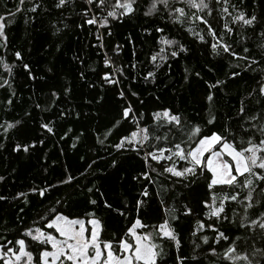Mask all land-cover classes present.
<instances>
[{
	"label": "trees",
	"instance_id": "trees-1",
	"mask_svg": "<svg viewBox=\"0 0 264 264\" xmlns=\"http://www.w3.org/2000/svg\"><path fill=\"white\" fill-rule=\"evenodd\" d=\"M54 3L55 0H25L21 5L19 0H0V15L5 17L7 37L6 44L0 40V60L11 66L8 72L0 63V84L8 81L0 87V125L22 122L6 134L0 127V144L4 145L0 148V177L4 178L0 180V196L5 197L0 200V237L13 239L18 229L32 226L55 207L73 217L84 218L87 213H95L103 224V238L110 239L122 233L137 217L149 225L162 222L165 218L163 200L178 217L170 223L181 239V253L189 257L187 264H196L191 259L193 255L200 264H216L217 258L207 252L209 246L199 239L208 235L211 242V230L206 228L195 237L191 235L196 221L206 220L207 209L202 207V201L209 195L206 187L200 182L187 188L179 183L173 185L155 174H152L153 182H146L140 175L147 170L140 157L112 147L129 124L123 120L121 127L113 128V124L120 119L122 108L130 103L135 111L145 113V119L153 111L168 108L193 124L203 126L206 134L223 133L225 127L238 131L243 122L237 119L242 101L247 106V115L264 107L256 103L258 95L253 91L258 87L260 70L264 69V49L260 47L264 45V23H260L264 21V0H229V12L233 16L240 11L246 16H257L253 27L232 24L229 16L222 19L223 3L214 4L212 15L206 19L216 32V39L199 22L174 24L162 7L146 16L151 0H138L134 14L110 21L108 28L87 24L78 27L82 22L80 14L88 7L83 0H70L62 9L55 8ZM35 5H39L36 12L28 11ZM18 6L20 11H17ZM225 23L233 28L231 34L224 32ZM190 27L204 35L206 42L190 34L187 31ZM56 28L61 31L54 35ZM157 28L164 31L157 32ZM98 35L103 48L97 46L101 43ZM162 38L178 41L187 51L180 52L176 58L169 55L166 62L158 60L156 63L160 66L156 67L150 62L151 55L161 47H166L165 55H168L175 47L162 45ZM211 43L231 45L233 51L247 56L248 60L237 59L222 50L216 55ZM117 45L120 46L118 53ZM245 47L249 49L247 53L243 51ZM16 51L21 52L22 60H16ZM105 54L124 68L119 86L104 84L100 79L104 71H111L104 68ZM76 56H80L83 63L75 60ZM253 60L257 63L252 64ZM24 63L29 64L35 79L23 69ZM49 68L52 71H48ZM252 68L257 71L253 72ZM149 71L155 74L154 79L145 80ZM232 71L240 75L231 77ZM217 80L223 83L210 89ZM65 87L70 88L67 96ZM120 90L126 93V99L118 96ZM210 90L213 93L211 104L206 100ZM53 91L59 96L54 103L50 95ZM132 92L137 96H132ZM37 103L40 108L36 107ZM46 107L48 110H43ZM210 108H214L216 120L207 125L206 120L212 114ZM49 122L53 133L41 128L42 123ZM17 143L33 146L27 153L14 151ZM68 176L73 177L70 183H60ZM145 188L147 197L141 195ZM34 189L47 191L40 196ZM21 193L23 195H18ZM57 200L62 203L57 204ZM92 200L96 201L95 205ZM138 200L142 201L139 208L136 207ZM184 205L192 209L191 215L183 214ZM233 208L239 215L233 216ZM261 211L264 207L255 205L245 213L240 205L227 202L225 214L230 219L244 218L245 223H250ZM226 228H229L227 222L221 221L220 230ZM225 234L250 236L252 233L232 225ZM194 241L205 251L193 252ZM252 243L249 240V246L238 251H247L251 258ZM212 246L217 252L223 250L218 245ZM261 246L264 245L256 244V247ZM164 250L168 264H173L175 249L165 241Z\"/></svg>",
	"mask_w": 264,
	"mask_h": 264
},
{
	"label": "snow or ice",
	"instance_id": "snow-or-ice-1",
	"mask_svg": "<svg viewBox=\"0 0 264 264\" xmlns=\"http://www.w3.org/2000/svg\"><path fill=\"white\" fill-rule=\"evenodd\" d=\"M69 2L70 0H55L54 7L62 9ZM137 2L138 0H83L88 7L80 14L82 22L78 27L87 24L108 28L110 21L121 20L123 17L134 14ZM24 3L25 0H19V4ZM221 3L224 5L220 9L222 19L224 16H229L232 24L239 23L242 27H253L257 23V16H246L243 11L233 16L229 12V0H151L150 8L145 15H152L162 7L174 24L183 26L186 22L192 24L199 22L206 26L208 34L216 39L217 34L206 16L212 15L214 4ZM38 7L39 5H35L28 11L34 13ZM20 10L18 6L17 11ZM4 20L5 17L0 15V40L6 44ZM223 29L227 34L233 32V28L228 23L223 25ZM60 31L61 29L56 28L53 34L56 35ZM156 31L164 30L157 28ZM187 31L197 37L200 42H206L205 36L194 32L191 27ZM97 40L101 41L97 46L103 48L101 36L98 35ZM160 43L167 47H175L168 55H165L166 47H161L159 51L151 55L150 62L156 67L160 66L156 63L158 60L166 62L169 55L171 58H176L180 52L187 51L183 45L173 39L162 38ZM210 47L216 55H220L222 50L223 53L237 59L248 60L247 56H239L232 50L231 45L226 43H211ZM260 47L264 49V45ZM119 48L120 46L117 45L115 49L117 53ZM56 50H60L59 45L56 46ZM243 51L247 53L249 49L245 47ZM14 56L16 60L23 59L19 51H16ZM74 59L83 63L80 56ZM0 63L3 61L0 60ZM256 63L257 61H252V64ZM103 64L105 69H111V71L100 74L102 82L119 86L120 78L124 77V68L117 65L107 54L103 58ZM3 67L11 72L9 64L3 63ZM131 67L135 68L136 65ZM23 69L30 78L35 79L29 64L24 63ZM251 70L257 71L255 68ZM48 71L52 69L49 68ZM92 71L96 70L92 69ZM185 71L187 72V69ZM154 75L152 71H149L144 79H154ZM239 75L238 71L231 72V77ZM83 77L84 73L81 72V78ZM185 79L187 80V76ZM222 83L223 81L217 80L215 84L210 85V89ZM6 84L8 81L4 80L0 87ZM253 91L258 95L256 103L264 104V69L260 70L258 87ZM69 92L70 88L65 87L64 94L67 96ZM50 95L53 103L59 99L55 91ZM131 95L135 97L137 93L132 92ZM118 96L126 99V93L123 90L118 92ZM206 100L209 104L212 103L211 90ZM8 103L11 104L12 101L9 100ZM36 107L40 108L41 105L37 103ZM246 107L242 101L237 115V119L243 121L239 124V130L225 127L223 133L212 131L206 134L203 126L193 124L181 114L173 113L168 108L153 111L148 114L149 118L145 119V113L135 111L130 103L122 108L120 119L113 124V128L121 127V120L129 124V128L112 147L118 152H134L140 157L147 169L140 175L146 182H153L152 174H155L156 177H162L173 185L179 183L187 188L200 182L206 187L209 195L202 201L203 209H207L206 220H197L196 228L191 235L195 237L198 232H203L206 228L211 230L213 233L211 242L208 235H202L199 239L204 245L209 246L207 252L217 258L216 264H238L239 261H244L245 264H264V246L256 247L257 243L264 245V211H261L259 216L252 219L250 223H245L244 218L239 221L230 219L225 214L227 202L240 205L245 213L255 205L264 207V107L257 109L252 115L246 114ZM43 110L47 111L48 108ZM209 112L212 114L207 118L206 124L212 125L216 120L214 108H210ZM21 123L19 120L14 123L6 122V126L0 125V127H3L6 134ZM41 128L48 133H53L50 122L42 123ZM100 142L103 143V141ZM3 146L0 144V148ZM32 146L17 143L13 150L27 153ZM115 165L116 161L113 160V166ZM3 179L0 177V180ZM72 179L73 177L68 176L60 183H70ZM34 191L44 196L47 189H34ZM141 195L148 196L146 188ZM4 199V196H0V200ZM56 203L61 204L62 201L57 200ZM91 203L95 205L96 201L92 200ZM141 203L142 201L138 200L136 207L139 208ZM106 207L111 206L106 205ZM161 207L165 212V218L159 224L149 225L137 217L122 233L114 234L110 239L103 238V224L95 213H87L84 218L73 217L53 207L49 210V215L41 217L32 226L18 229L13 239H8L7 236L0 237V264H168L165 259L167 255L164 250L165 241L169 242L170 248L175 249L176 254L172 257L173 264H187L189 257L181 253V239L170 223L178 219L172 214L175 210L168 208L163 200H161ZM232 211L233 216L239 215L235 208ZM120 214L123 215V213ZM183 214L191 215L192 209L184 205ZM221 221L227 222L229 228L221 231ZM232 225H236L238 229L251 230L252 234L250 236L226 235V231H229ZM249 240L253 242L250 245L251 258L247 251L243 253L238 251L241 247L249 246ZM213 244L222 247L223 250L217 252ZM193 245V252L196 249L205 251L200 243L194 241ZM191 259L196 261V264H200L196 255H193Z\"/></svg>",
	"mask_w": 264,
	"mask_h": 264
}]
</instances>
